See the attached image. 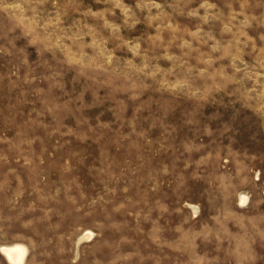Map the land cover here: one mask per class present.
<instances>
[{
	"label": "rangeland",
	"instance_id": "rangeland-1",
	"mask_svg": "<svg viewBox=\"0 0 264 264\" xmlns=\"http://www.w3.org/2000/svg\"><path fill=\"white\" fill-rule=\"evenodd\" d=\"M15 244L23 264H264V0H0Z\"/></svg>",
	"mask_w": 264,
	"mask_h": 264
},
{
	"label": "bare ground",
	"instance_id": "bare-ground-1",
	"mask_svg": "<svg viewBox=\"0 0 264 264\" xmlns=\"http://www.w3.org/2000/svg\"><path fill=\"white\" fill-rule=\"evenodd\" d=\"M0 252L4 255L9 264H23L26 258V248L19 244L2 246L0 247Z\"/></svg>",
	"mask_w": 264,
	"mask_h": 264
}]
</instances>
